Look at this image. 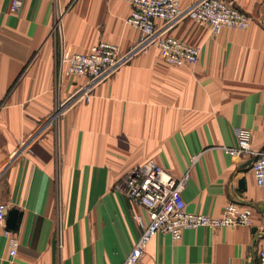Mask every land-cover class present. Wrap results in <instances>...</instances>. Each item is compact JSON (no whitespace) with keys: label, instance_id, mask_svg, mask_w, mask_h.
<instances>
[{"label":"crops","instance_id":"0c3cea01","mask_svg":"<svg viewBox=\"0 0 264 264\" xmlns=\"http://www.w3.org/2000/svg\"><path fill=\"white\" fill-rule=\"evenodd\" d=\"M21 1L13 13L12 0H0V203L21 214L10 231L16 264H121L140 235L132 215H146L115 187L148 160L176 179L188 173L186 211L220 217L234 201L251 209V223L185 230L178 241L158 234L143 264H258L249 258L264 249V188L251 159L221 148L236 146L237 128L264 148V0H233L251 23L216 37L178 21L168 34L200 49L194 66L172 67L149 45L98 82L87 104L69 101L81 84L57 79L58 59L99 42L130 52L139 38L124 23L130 4ZM7 255L0 229V264Z\"/></svg>","mask_w":264,"mask_h":264},{"label":"built area","instance_id":"2783aa9c","mask_svg":"<svg viewBox=\"0 0 264 264\" xmlns=\"http://www.w3.org/2000/svg\"><path fill=\"white\" fill-rule=\"evenodd\" d=\"M131 6L124 23L139 33L136 45L123 53L117 45L99 42L90 47L86 54H71L62 57L61 72L66 79L81 84L75 99L71 102H89L95 85L112 76L133 55L154 46L164 63L172 67L194 66L200 49L186 44L168 34L178 21L189 19L209 28L213 37L224 28L246 29L251 18L238 8L233 0H197L186 9H181L180 0H127ZM22 1L12 0L10 11L21 10ZM59 16L55 21L54 33L61 39L63 29ZM235 147H222L231 158L251 159V172L257 187L264 188V148L253 150L250 145L251 131L237 128L233 131ZM32 152L22 145L19 153ZM197 157H192L194 163ZM188 174L179 179L159 167L153 160L133 167L116 185V189L132 204L140 206L146 219L140 214L132 215L140 235L121 264H143L145 249L150 240L158 234L169 235L174 241L181 239L185 230L207 228L218 230L230 227H247L251 223V209L236 202H229L220 217L190 213L185 209L182 192ZM9 207L0 203V229L7 240L8 264H16L19 240L5 229L6 213ZM251 262L264 264V249L257 250L249 258Z\"/></svg>","mask_w":264,"mask_h":264},{"label":"water","instance_id":"95a60500","mask_svg":"<svg viewBox=\"0 0 264 264\" xmlns=\"http://www.w3.org/2000/svg\"><path fill=\"white\" fill-rule=\"evenodd\" d=\"M7 214L8 216L5 221V225L10 228L7 230L15 232L18 227L21 214L16 209L10 210ZM253 232H255V230Z\"/></svg>","mask_w":264,"mask_h":264},{"label":"rangeland","instance_id":"374dc122","mask_svg":"<svg viewBox=\"0 0 264 264\" xmlns=\"http://www.w3.org/2000/svg\"><path fill=\"white\" fill-rule=\"evenodd\" d=\"M129 15V14H128ZM58 23V22H57ZM56 23V24H57ZM59 23H60V19H59ZM55 24V25H56ZM54 25V26H55ZM62 25V24H61ZM208 28V27H207ZM63 29V28H62ZM224 29H231V28H224ZM208 30H209V28H208ZM210 32V31H209ZM58 36V35H57ZM171 36V35H170ZM145 51V50H144ZM61 61H62V58H59L58 59V68H59V73H58V76H57V79L59 80V81H61V82H63V80L64 79H66V76H64L63 74H62V77H60V70H61ZM117 71V70H116ZM115 71V72H116ZM66 80H68V79H66ZM97 85V84H96ZM96 85H95V87H96ZM95 87H94V89H95ZM76 93H77V91H76ZM76 93L73 95V97H71V99L69 100L70 102L72 101V99H75V97H76ZM94 96V91H93V95H92V97ZM92 98H90V100H91ZM75 102H77V101H74L73 103H75ZM88 103V102H87ZM87 103H85V102H81V104H87ZM62 109V107L60 108V110ZM58 113V112H57ZM60 113V112H59ZM58 113V114H59ZM28 154V153H27ZM186 174H188V173H186ZM184 176V175H183ZM55 238H56V236H55Z\"/></svg>","mask_w":264,"mask_h":264}]
</instances>
